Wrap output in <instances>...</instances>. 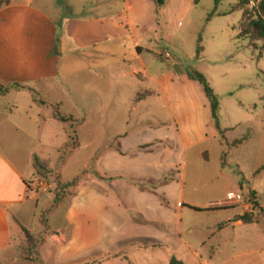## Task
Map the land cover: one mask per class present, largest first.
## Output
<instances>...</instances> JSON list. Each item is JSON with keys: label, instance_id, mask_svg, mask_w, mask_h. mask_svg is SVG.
I'll return each mask as SVG.
<instances>
[{"label": "rangeland", "instance_id": "1", "mask_svg": "<svg viewBox=\"0 0 264 264\" xmlns=\"http://www.w3.org/2000/svg\"><path fill=\"white\" fill-rule=\"evenodd\" d=\"M102 1L38 0L50 7L58 28L51 69L58 76L31 84L12 74L2 78L9 92L0 101L1 151L27 172L29 192L39 200L28 194L25 223L48 234L51 211L81 184L90 189L91 178H103L96 163L108 146L158 139L160 144L136 159L142 173L159 174L175 164V175L187 164L188 206L181 237L170 244L175 257L184 264H264V45L254 51L241 37L242 12L221 15L235 0H224L217 11L215 0H167L160 13L150 0H133L139 16L130 30L116 18L108 33L100 25L90 29L89 12ZM260 2L251 0L254 14ZM121 6L120 0L111 4L114 12ZM99 8L106 12V6ZM195 72L205 75L219 96L226 141L203 87L189 79ZM16 83L20 90L13 88ZM147 92L152 95L137 102ZM56 112L73 119L59 122ZM31 151L50 162L49 178L36 176ZM57 180L77 181V187L59 189ZM230 193L241 194L243 201L229 200ZM57 194L61 202L53 205ZM246 214L256 223L245 225ZM33 236L35 245L21 246L25 264L37 262L44 237Z\"/></svg>", "mask_w": 264, "mask_h": 264}, {"label": "crops", "instance_id": "2", "mask_svg": "<svg viewBox=\"0 0 264 264\" xmlns=\"http://www.w3.org/2000/svg\"><path fill=\"white\" fill-rule=\"evenodd\" d=\"M114 1L98 2V7L89 12L90 29L100 25L108 33L117 18L124 19L126 30H130V24L139 16L136 3L120 0L122 6L114 12ZM102 5L107 7L104 13L99 8ZM50 11L48 5L39 4L38 0H11L10 6L0 9V86L4 87L5 75L12 74L22 84L58 76L51 71L58 28ZM160 143L157 139L142 145L125 141L120 147L108 146L96 163L97 172L105 180L91 178L90 189L88 184H81L74 196L58 204L48 216V234L41 227L35 229L25 223L22 206L28 194L38 203V195L31 196L27 172L1 151L0 143V264H25L21 258L25 241L22 227L44 236L37 262L26 264H170L175 256L170 244L175 236L181 237L188 206L187 164L184 171H177L173 181L162 185L177 165L159 174L146 175L136 161ZM146 145L151 146L143 148ZM159 213L165 214L162 217ZM36 214L34 211L38 217ZM10 250L11 259L7 258Z\"/></svg>", "mask_w": 264, "mask_h": 264}, {"label": "trees", "instance_id": "3", "mask_svg": "<svg viewBox=\"0 0 264 264\" xmlns=\"http://www.w3.org/2000/svg\"><path fill=\"white\" fill-rule=\"evenodd\" d=\"M154 7L156 13H160L166 6L167 0H150ZM201 0H195L196 4H199ZM224 0H215L216 3V10H218V7ZM237 3L232 5L229 11L222 13V16H227L231 14H235L237 12H242L243 13V20H244V28L241 31V37L245 39L250 40V46L253 48L254 51H257L259 49V45L263 44L264 45V0H261L259 3L258 7L255 10V14L253 13V10H250V3L251 0H235ZM11 0H0V9L6 6H10ZM214 14H211L208 21H211L213 18ZM200 43H202V38L200 37ZM200 53L204 52V48L201 46L199 49ZM189 79L193 80L197 83H199L204 90L205 96L208 99L210 103V109H211V114H212V119L215 123L216 129L219 132L220 137L226 141V131L223 130L221 124H220V112H221V104H220V99L219 96L217 95L216 91L212 87L211 83L207 79L205 75H203L200 72H195L193 74H189ZM13 88L16 90H20L22 86L20 84H15L13 85ZM9 92V89H6L3 86H0V95H5ZM150 93H145L139 97V101L143 100L147 96H149ZM262 101L264 102V96L262 98ZM54 119L62 122V123H67L71 121L73 118H67L63 115H61L59 112H56L54 114ZM247 138L241 139V140H236L232 145L229 146V148H235L240 145H242ZM151 145H146L143 148H148ZM227 153H224V158H226ZM33 168L35 170L36 176L39 178H44L47 179L52 175L51 172V164L49 161L42 160L38 155L33 156ZM261 170H264V166L261 168ZM176 174H170L163 182H161L162 185L170 183L171 181L174 180ZM101 180H105L101 178ZM57 187L59 189H73L77 187V181H73L71 183H62L59 180H57ZM142 189H145L144 187ZM255 195L254 192L251 193V197L253 198ZM60 194H57L55 197V203H59L60 201ZM255 207H257V203L254 204ZM192 210L196 212H205L203 210H198L195 208H191ZM223 210V208L219 209H214V210H206V212H211V211H219ZM241 220L244 222L245 225H252L255 224L256 221L254 220L253 216L251 214H246L241 218ZM46 225V224H44ZM22 231L24 233L26 245H28L29 248L31 246L35 245L34 243V236L31 232H29L27 229L22 227ZM170 264H184L181 260L177 259L175 256L172 257Z\"/></svg>", "mask_w": 264, "mask_h": 264}, {"label": "built area", "instance_id": "4", "mask_svg": "<svg viewBox=\"0 0 264 264\" xmlns=\"http://www.w3.org/2000/svg\"><path fill=\"white\" fill-rule=\"evenodd\" d=\"M229 200L236 201L237 203H241L243 201V196L241 194H229Z\"/></svg>", "mask_w": 264, "mask_h": 264}]
</instances>
